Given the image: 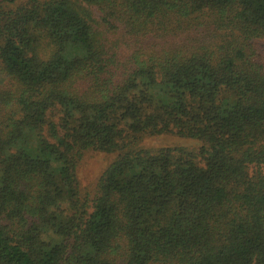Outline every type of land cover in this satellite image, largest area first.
Here are the masks:
<instances>
[{
  "label": "trees",
  "instance_id": "trees-1",
  "mask_svg": "<svg viewBox=\"0 0 264 264\" xmlns=\"http://www.w3.org/2000/svg\"><path fill=\"white\" fill-rule=\"evenodd\" d=\"M0 264H264V0H0Z\"/></svg>",
  "mask_w": 264,
  "mask_h": 264
},
{
  "label": "rangeland",
  "instance_id": "rangeland-1",
  "mask_svg": "<svg viewBox=\"0 0 264 264\" xmlns=\"http://www.w3.org/2000/svg\"><path fill=\"white\" fill-rule=\"evenodd\" d=\"M148 146H153L154 148L161 147V146H181L187 147L189 149H197L198 144L194 141L186 138H180L176 136H167L163 138H151L147 142ZM109 159L103 155H90L88 154L83 161L81 162L79 176L81 179L82 187H91L92 183L95 179L100 175L103 170V167Z\"/></svg>",
  "mask_w": 264,
  "mask_h": 264
}]
</instances>
